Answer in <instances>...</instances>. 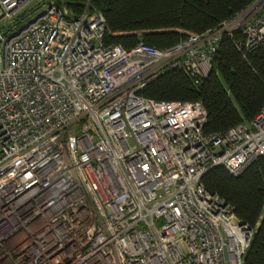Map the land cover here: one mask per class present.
Instances as JSON below:
<instances>
[{
  "label": "built area",
  "instance_id": "2783aa9c",
  "mask_svg": "<svg viewBox=\"0 0 264 264\" xmlns=\"http://www.w3.org/2000/svg\"><path fill=\"white\" fill-rule=\"evenodd\" d=\"M27 1L0 0V16ZM83 5L49 0L0 31V264H242L254 227L200 177L264 155V108L203 133L199 101L137 92L172 67L206 76L223 32L264 46V0L165 48L104 43Z\"/></svg>",
  "mask_w": 264,
  "mask_h": 264
},
{
  "label": "trees",
  "instance_id": "16d2710c",
  "mask_svg": "<svg viewBox=\"0 0 264 264\" xmlns=\"http://www.w3.org/2000/svg\"><path fill=\"white\" fill-rule=\"evenodd\" d=\"M60 1L75 16L86 0ZM88 1L89 10L99 11L104 18V43L129 48L141 42L165 48L184 39L187 32L218 28L254 0ZM242 41L239 31L223 32L206 76L194 80L172 67L137 93L156 100L199 101L205 110L203 133H222L248 121L264 108V46L245 50ZM200 182L206 191L230 204L237 218L254 227L242 264H264V155L236 176L214 165L201 175Z\"/></svg>",
  "mask_w": 264,
  "mask_h": 264
},
{
  "label": "rangeland",
  "instance_id": "374dc122",
  "mask_svg": "<svg viewBox=\"0 0 264 264\" xmlns=\"http://www.w3.org/2000/svg\"><path fill=\"white\" fill-rule=\"evenodd\" d=\"M42 0H28L22 7H20L17 12L10 14L9 16H0V31L9 28L13 23H16L13 27L9 28L8 31L16 29L19 25L25 21L33 18L38 14L44 7V5L39 6ZM26 13L21 20L19 19L22 13ZM19 19V21H16ZM16 21V22H14ZM7 31V32H8Z\"/></svg>",
  "mask_w": 264,
  "mask_h": 264
},
{
  "label": "water",
  "instance_id": "95a60500",
  "mask_svg": "<svg viewBox=\"0 0 264 264\" xmlns=\"http://www.w3.org/2000/svg\"><path fill=\"white\" fill-rule=\"evenodd\" d=\"M49 0H42L40 3H39V6L41 5H45L48 3ZM16 23H13L9 28L13 27ZM9 28H6L2 31V33L6 32Z\"/></svg>",
  "mask_w": 264,
  "mask_h": 264
}]
</instances>
